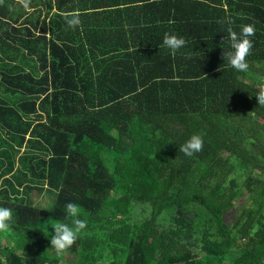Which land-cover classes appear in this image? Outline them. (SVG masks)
I'll list each match as a JSON object with an SVG mask.
<instances>
[{
    "label": "trees",
    "instance_id": "obj_1",
    "mask_svg": "<svg viewBox=\"0 0 264 264\" xmlns=\"http://www.w3.org/2000/svg\"><path fill=\"white\" fill-rule=\"evenodd\" d=\"M242 24L255 29L246 72L223 60L227 29ZM165 34L186 43L172 52ZM260 78L264 0H0V206L14 238L0 264H58L48 230L71 225L70 202L87 220L65 251L74 264H264ZM193 135L203 147L187 156ZM234 159L250 191L236 234L225 221ZM44 187L51 209L24 198ZM139 203L155 215L140 217ZM193 204L217 222L197 243Z\"/></svg>",
    "mask_w": 264,
    "mask_h": 264
},
{
    "label": "clouds",
    "instance_id": "obj_2",
    "mask_svg": "<svg viewBox=\"0 0 264 264\" xmlns=\"http://www.w3.org/2000/svg\"><path fill=\"white\" fill-rule=\"evenodd\" d=\"M81 23L78 16H73L67 20V24L71 27L78 26ZM255 29L252 24H242L239 32L234 31L231 27L227 29L228 38L231 41L230 52L223 53V60L238 72H246L249 64L246 56L249 55L253 47V41L250 39L254 36ZM186 41L183 37L174 34H165L163 38V47L175 52L185 45ZM258 105L264 106V89L256 94ZM203 147L202 138L193 135L185 144L179 147V151L187 156H192L194 152H199ZM43 200V197H41ZM40 204V201H37ZM67 217L71 218V225L63 222H56L53 226L54 233L50 238L51 246L57 253L63 254L76 241L81 230L86 228L87 220L80 219L82 209L75 203H68L65 207ZM13 219L12 210L0 206V233H7Z\"/></svg>",
    "mask_w": 264,
    "mask_h": 264
},
{
    "label": "rangeland",
    "instance_id": "obj_3",
    "mask_svg": "<svg viewBox=\"0 0 264 264\" xmlns=\"http://www.w3.org/2000/svg\"><path fill=\"white\" fill-rule=\"evenodd\" d=\"M259 83L264 86V78L259 79ZM245 139L251 140L250 136L246 134ZM235 163V159L233 160ZM237 168L234 171V173L229 177V179H234L235 182H237V196L234 200V207L230 210V212L225 216V221L230 227H234V233L236 234L238 231V226H236L237 221L241 218L242 210L249 204L250 202V191L246 187V181L248 178V174L246 172V169L236 160ZM1 172V170H0ZM257 175V174H256ZM6 179H0V188L5 182ZM26 193H24V198L27 200V202L32 203L40 208L43 209H51L53 208L55 202H56V191L53 189H50L48 187H44L43 189L37 190V189H27ZM41 197H43V200H41ZM37 201H40V204H37ZM140 217L144 216L147 218L153 217L155 214L152 210V207L150 204H138L137 206ZM187 218L189 220H193L196 231L193 234V238L191 239L194 242H200L202 237V229L203 226H205L211 233L217 232V222L216 219L201 205L199 204H193L189 208V213ZM242 223V222H241ZM240 223V225H241ZM177 223L171 219L169 216V213L162 214L160 218H158V226L160 228L165 229L166 231H169L171 228L176 226ZM49 232L51 234L54 233L53 226L54 224L50 225ZM0 249L4 252L7 251V249H12L14 247V238L12 239L9 235V232L7 233H0ZM50 234V235H51ZM237 237L241 236L240 234L236 235ZM182 239L186 242L187 237L184 238L182 236ZM106 261H102L100 264H104ZM99 264V263H98Z\"/></svg>",
    "mask_w": 264,
    "mask_h": 264
},
{
    "label": "crops",
    "instance_id": "obj_4",
    "mask_svg": "<svg viewBox=\"0 0 264 264\" xmlns=\"http://www.w3.org/2000/svg\"><path fill=\"white\" fill-rule=\"evenodd\" d=\"M76 261V258L73 254L69 252H64L63 254H60V261L58 264H74ZM109 264V263H104ZM225 264H230L229 262H226Z\"/></svg>",
    "mask_w": 264,
    "mask_h": 264
},
{
    "label": "bare ground",
    "instance_id": "obj_5",
    "mask_svg": "<svg viewBox=\"0 0 264 264\" xmlns=\"http://www.w3.org/2000/svg\"><path fill=\"white\" fill-rule=\"evenodd\" d=\"M230 46V45H229Z\"/></svg>",
    "mask_w": 264,
    "mask_h": 264
}]
</instances>
